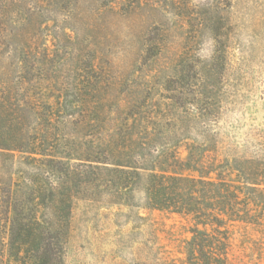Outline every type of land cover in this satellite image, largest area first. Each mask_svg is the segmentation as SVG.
I'll return each instance as SVG.
<instances>
[{"label":"rangeland","instance_id":"1","mask_svg":"<svg viewBox=\"0 0 264 264\" xmlns=\"http://www.w3.org/2000/svg\"><path fill=\"white\" fill-rule=\"evenodd\" d=\"M1 80L25 121L52 120L54 156L37 157L55 164L15 160L39 215L50 183L69 201L59 264H190L204 227L149 209L151 175L200 167L237 185L240 161L264 156V0H0ZM229 229L227 264H264V225Z\"/></svg>","mask_w":264,"mask_h":264},{"label":"trees","instance_id":"2","mask_svg":"<svg viewBox=\"0 0 264 264\" xmlns=\"http://www.w3.org/2000/svg\"><path fill=\"white\" fill-rule=\"evenodd\" d=\"M17 89L11 81H0V138H5L0 141V264L7 258L6 251L18 264H59L60 250L55 241L62 242L69 231V201L60 199L64 205L57 204L56 188L50 183L51 203L38 190L41 199L36 205L47 210L39 215L35 207L28 206L34 203L36 194L24 199L18 196L26 177L15 160L21 155L26 166L38 170L36 161L47 168L55 164L54 159L37 157L54 156L52 145L48 144L52 120L44 118V123L35 125L25 121L21 103L16 101V95L12 96ZM25 103L31 106V102ZM86 162L91 169L101 168L96 165L101 161L88 159ZM240 162L242 175L238 176L237 185L227 180L224 173L214 170L215 176L211 177V171H202L200 167L195 168L197 176L177 171L151 175L149 209L191 215L197 225L204 227L193 230L192 240L186 241L184 254L188 263L227 264L232 242L230 224L264 225V156L253 154ZM53 170L59 174L69 171L66 167ZM75 171L79 173L80 168L72 172ZM36 180L33 178L31 183L36 184ZM208 225L213 232L207 231Z\"/></svg>","mask_w":264,"mask_h":264}]
</instances>
